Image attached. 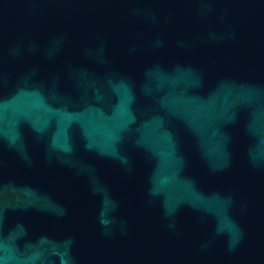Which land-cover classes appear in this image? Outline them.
I'll return each mask as SVG.
<instances>
[{
  "label": "water",
  "instance_id": "1",
  "mask_svg": "<svg viewBox=\"0 0 264 264\" xmlns=\"http://www.w3.org/2000/svg\"><path fill=\"white\" fill-rule=\"evenodd\" d=\"M0 264H264V0H0Z\"/></svg>",
  "mask_w": 264,
  "mask_h": 264
}]
</instances>
